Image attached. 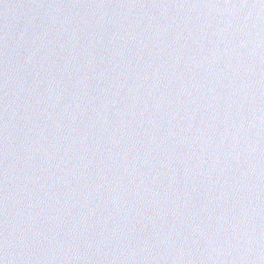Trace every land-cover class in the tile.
Masks as SVG:
<instances>
[{
  "label": "water",
  "instance_id": "water-1",
  "mask_svg": "<svg viewBox=\"0 0 264 264\" xmlns=\"http://www.w3.org/2000/svg\"><path fill=\"white\" fill-rule=\"evenodd\" d=\"M0 264H264V0H0Z\"/></svg>",
  "mask_w": 264,
  "mask_h": 264
}]
</instances>
